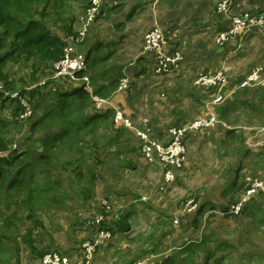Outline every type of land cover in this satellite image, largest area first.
<instances>
[{"label": "rangeland", "instance_id": "rangeland-1", "mask_svg": "<svg viewBox=\"0 0 264 264\" xmlns=\"http://www.w3.org/2000/svg\"><path fill=\"white\" fill-rule=\"evenodd\" d=\"M223 1L215 7V13L232 15L238 0H233L232 8L227 14L219 13V5ZM147 2L149 10L151 3L150 0ZM262 2L264 0H261ZM82 10L79 5L75 8L76 18L79 20L76 24L77 30H83L84 25L88 30L78 44L79 52L85 55L84 49L87 51L91 45L92 48L102 45L106 48L105 50L99 48L100 56L105 55V52L106 55L109 54V47L115 44V39L111 40L107 36V31L112 38L115 34L107 30L110 25L108 18L103 16L86 25V13H82ZM255 12L257 13L233 15L231 25L235 18L264 16L261 10ZM113 16L115 13L111 14L109 19ZM165 29L166 27L163 29L166 51L171 54L179 48L171 49L168 46ZM151 30L145 33V39ZM143 48L144 46L139 48L136 45L135 48L128 49L132 52H125L120 56L110 55L109 60L98 64V71H108L112 78H116V74L121 73L120 83L122 80H127V85L120 84L115 95L106 99L108 100L106 102L114 106L107 107L117 108L124 114L129 127L117 121L115 115L113 125L102 124L97 135L88 138L89 145L84 152L88 156L85 157L84 162L87 167L80 166L85 180L82 186H79L77 193L72 190L76 181L75 173L71 170L62 172L61 163L65 161L64 159L53 165L44 163L42 167L40 166L36 172L38 182L35 186L41 188L47 181V175L62 178L63 186L59 191L54 189L42 192L39 196L40 205L37 204L34 212H27L28 209L17 210L19 221H15V228L13 231L2 233L1 240L4 246H8V250L0 255V264H44L45 257L53 253L62 255L67 260L66 264H162L168 259L180 256L179 254H182L180 252H185L184 257L173 260V264H264V237L261 238L262 250L249 249L242 243L247 237L246 234L249 240H257V230L254 228L257 219L264 216V211L256 210L253 211V216H249L250 218L246 216L251 220L249 223L252 222L250 227L246 217L240 218L242 211L235 213L233 209L239 205L254 180L264 179L263 174L258 173V168L264 166V157H255L258 152L253 149L252 144L255 142L251 140L253 134L251 130L264 127V113L261 114L260 110L258 113L256 110L239 107L231 112L228 110L225 116L227 120L222 121L220 110L228 106L229 99L225 98L221 106H214L213 101L217 95H223L221 90L224 85L206 89H200L195 85L200 75L219 73L200 74L194 79L193 87L209 102L211 110L205 119L212 113L217 115L219 121L237 128L239 137L226 138L222 134L214 135L211 141H205V139H193L192 135L195 131H192L184 143L186 157L181 166L151 164L144 155L139 133L148 136L156 144L165 146L171 141L172 130L186 127L194 120L179 125L173 124L172 119L178 118L174 111H178V107L174 110L171 107L166 109L168 105H162L163 107L159 105L161 110L159 108L157 110L159 112L164 110V113L156 115L154 108L158 107V101H155L153 106L150 99L147 101L144 96H136L137 84L134 78L128 74L129 78L124 72H116L117 69L129 72L128 70L137 68V64L140 63L139 56L144 53ZM98 51H95V54ZM181 54L182 64L174 68L175 70L168 69L167 72L162 71L161 65L155 60L156 69L152 75L159 79L174 78L185 62V56L182 52ZM93 56L91 55L89 63L86 61L87 71L90 77L96 78L97 75H93L94 67L91 64ZM121 56L126 57L122 59ZM119 65L123 66L122 69L118 67ZM223 77L226 80L224 75ZM263 89L260 88L259 91L263 93ZM192 93L196 94L194 90ZM45 94L42 90L31 103L33 108L31 117L26 120L20 118L23 124L11 125L5 129L3 136L11 150L30 151L35 158L39 153L44 152L43 142L49 131L42 128L32 131L30 127L41 115L36 110L35 104ZM116 96H123L129 100L132 114L126 116L125 111L116 104ZM176 97L182 100V97ZM181 102L183 103L184 100ZM11 112L12 108L7 102L0 103V120L9 119ZM199 119H204V115L201 114L197 120ZM256 134L254 131L255 136ZM128 158L131 159L127 160ZM118 160L122 167L132 164L135 170L127 169L124 173V170H120L121 167L116 168ZM90 170L95 176L92 183L87 180L90 177ZM223 190L230 193L238 192L235 198L237 204H229L231 205L228 209L229 213L211 210L210 207L214 203L208 201L211 197L221 194ZM90 191L92 198L87 197ZM66 192L72 198H65ZM54 197H57L59 203L52 200ZM201 207H204V211L199 214ZM28 216L32 219H28ZM125 218L128 219V226L124 229L126 231H123L119 226ZM103 223L107 229H100ZM258 225L260 228L264 226L259 223ZM28 234L32 235L35 251L25 243L24 238ZM186 245L183 251H178L180 247Z\"/></svg>", "mask_w": 264, "mask_h": 264}, {"label": "trees", "instance_id": "trees-1", "mask_svg": "<svg viewBox=\"0 0 264 264\" xmlns=\"http://www.w3.org/2000/svg\"><path fill=\"white\" fill-rule=\"evenodd\" d=\"M111 2L112 0H107L104 5L105 15L122 5L121 0L116 5H110ZM89 3L90 0H0V103L7 102L12 108L10 118L0 120V255L8 250V246H4L1 240L2 233L15 228V221H19L17 210L28 209L27 212H34L37 204L40 205L39 196L42 192L54 189L59 191L63 186L62 178L56 175H47V181L41 188L35 186L38 182L36 172L40 166L44 163L53 165L64 159L61 163L62 172L71 170L75 173L77 182L73 184L72 190L77 193L85 180L80 166L87 167L84 162L88 156L84 152L89 145L88 138L97 135L102 124L111 126L115 123V110L106 108L97 112L94 97L104 100L113 97L120 86L121 74L112 78L110 72L105 71L101 78L106 80V84L94 83L92 91L84 85H77L71 92L58 88L59 84L71 86V81L55 77L67 43L73 38L79 48L80 42L77 39L81 30H77L79 20L76 18L75 8L79 5L83 9L82 13H86ZM145 3L148 5L147 0ZM91 53H85L87 63ZM42 82L45 83L42 85ZM263 85L264 83L240 89L259 90ZM46 89H49L47 100H38L35 104L41 115L30 127L32 131L40 128L49 131L43 142L44 152L35 158L30 151L11 150L3 133L11 125L23 124L19 120L25 113L21 99L31 104ZM15 94L18 98H13ZM239 99L236 97L229 106L220 110L222 121L227 120L225 116L228 110L231 112L239 107L256 110L258 113L260 110L263 114L256 104ZM231 128L227 131V136L236 137V128ZM91 171L87 179L90 183L95 179ZM91 194L92 191L87 197L92 198ZM234 194L236 197L233 196L231 203L237 204L235 198L238 192ZM64 195L65 198H72L67 192ZM52 200L58 202L57 197ZM210 208L216 210L217 206L213 204ZM202 211L204 207L200 208L199 214ZM227 212L229 213L224 210V213ZM28 219L32 217L28 216ZM127 220H123L120 230L126 231ZM101 228L107 229L105 223ZM24 239L26 245L35 251L32 235L28 234ZM173 260L175 261L174 258L168 259L162 264H173Z\"/></svg>", "mask_w": 264, "mask_h": 264}, {"label": "crops", "instance_id": "crops-1", "mask_svg": "<svg viewBox=\"0 0 264 264\" xmlns=\"http://www.w3.org/2000/svg\"><path fill=\"white\" fill-rule=\"evenodd\" d=\"M221 1L222 0H163L161 6L157 10L151 8L148 10L145 0H121L122 5L120 8L108 12L104 16L108 18V23L110 24L107 30H111V32L115 34L113 35L114 38H112L109 31H107V36H109L111 40L115 39L114 43L116 46L114 44L112 47H109V54L106 55L105 52V55L102 56L99 54L100 49L103 50L104 48L105 50L106 48L105 46L102 47V45H97L98 47L96 46L95 48H92L93 46L91 45L87 51L85 49L83 51L86 53L90 51L93 56L95 51L97 52L99 50L91 59V64L94 67L93 75H97V77L92 78L88 71L86 72V75L89 76L91 80L92 87L94 88V83L96 85L106 84V80L101 78L103 71H98V64H103L109 60L113 54L120 56L122 53L132 52L128 50L131 47L133 49L136 45H138L139 48L140 46H144L145 33L149 32L156 23H160L164 28L166 27L168 46L171 49L179 48L178 50L185 56V62L182 68L175 74L174 78L164 79L160 77L159 79V77L153 76L152 73H154L156 69L155 58L143 52L139 56L140 63L137 64V68L128 70L129 72L125 70L120 71V69L116 71L124 72L127 76L129 74L134 78L137 84L136 96H144L147 101L150 99L153 106L154 102L158 101V107L154 108L156 115L164 113V110L163 112H159L157 110L158 108L160 109L168 105L166 109L171 107L172 110H174L175 107H178V111L174 110L178 118L177 120L172 119L173 124L179 125L190 120L195 121V119L197 120L200 118L201 114L204 115L205 119L211 110V108H209V102L205 96L201 95L199 90L193 87L194 79L198 75L205 73H222L225 76V84L221 91L223 96L229 99L228 106L236 97H239V100L256 104L259 109L264 111V89L262 91L263 93H261L259 91L260 89L242 90L239 87L240 83L253 68L256 66L264 67V29L242 30L223 47H220L216 42L217 34L220 31L231 28V17H233V15L247 13L255 14L257 13L255 11L258 10L264 12V2L261 3V0H238L234 5L233 14L229 16L217 15L215 13V7ZM113 13H115V16L109 19V16ZM146 15L147 17L145 18ZM121 57L123 59L126 56ZM118 67L122 69L123 66L119 65ZM98 72H100L99 76ZM130 76L128 77L130 78ZM77 85L79 84H72L71 86L59 84L58 88L62 91L71 92ZM262 88H264V85ZM192 90L196 92L195 95H193ZM48 91L49 89L43 90L46 94L42 96L40 101L45 102L47 100ZM164 95L166 97H163ZM176 96L182 97L184 102L182 103V100H178ZM171 103L173 104L170 105ZM116 104L125 111L126 116L132 114L129 100L125 97L116 96ZM159 105H161V107ZM154 128L157 129L155 126ZM230 129L232 128L229 125L220 121V123L215 126L196 130L192 138L211 141L214 135L222 134L224 137L229 138L230 136H227V131ZM243 129L248 130L247 128ZM237 133H239V131L236 128V137H231L235 139L238 138L239 135ZM255 150L259 153H256V158L264 157V149H260L259 151L257 148ZM246 153H248V150ZM129 159L131 158L127 160ZM116 168L124 170V173L127 169L135 170L132 164L122 167L119 160L118 164L116 162ZM258 171V173L263 174L264 177V166L263 168L259 167ZM238 178L240 180V176ZM258 180L264 182L263 178ZM249 188L246 193L249 191ZM234 195L233 192L230 193L223 190L221 194L211 197L208 201L216 204V210L224 212V210L231 208L229 204L232 202ZM244 205V210L240 218L246 216L250 218L253 216V211L256 210L264 211V186L255 196L251 198L248 197ZM247 217L246 220L248 221L247 223H249L251 220ZM257 221L256 228H254L257 230V240H249L248 234H246L247 237L245 240H242V243L249 249L258 248L262 250L261 238L264 237V226L260 228L258 223L264 225V216L258 218ZM249 224L250 227H252V222ZM165 234L167 235V232H165ZM186 247L187 245L180 247L178 251H183ZM180 253L182 254H179L180 256L177 255L175 261L184 257L185 252Z\"/></svg>", "mask_w": 264, "mask_h": 264}, {"label": "built area", "instance_id": "built-area-1", "mask_svg": "<svg viewBox=\"0 0 264 264\" xmlns=\"http://www.w3.org/2000/svg\"><path fill=\"white\" fill-rule=\"evenodd\" d=\"M107 0H90L89 7L86 12L85 22L86 25L95 22L99 18L105 16L104 5ZM119 0H112L110 5H116ZM161 0H150L151 9L156 10ZM233 0H224L219 5V13L227 14L232 8ZM264 29V16H259L255 18H250L248 16L235 18L232 22L231 28L220 32L216 37V42L220 47L225 46L230 42V40L242 30H255ZM164 28L158 23L154 25L151 32L147 34L145 39V44L143 51L146 54L154 56L155 60L162 67V71L167 72L168 69L175 70L178 68L182 62L183 57L180 51L175 50V52L168 54L166 51V41ZM88 28L84 25L83 30L80 31V36L77 42H81L83 35L86 33ZM87 71L86 55L80 53L74 39L72 38L66 45L64 49V58L57 67L56 78L68 79L72 84L84 85L90 91H92L91 80L89 76L84 74ZM45 82H42V85ZM264 83V68L262 66H256L253 68L243 82L240 88H250L257 87ZM121 86L127 85V80H122ZM220 84H225V79L222 74L216 75H200L195 82L198 88L206 89L211 87H217ZM13 98H18L15 94ZM225 97L223 95H217L213 101L214 106H221L224 103ZM95 110L101 112L107 106H113V104L107 103L106 101L99 97H94ZM22 106L25 109V113L21 116L22 120H26L32 116L33 108L31 104L25 100L21 99ZM115 109V108H114ZM116 110V119L121 121L125 126L129 127L124 114ZM220 123L218 116L211 114L207 119H199L192 122L186 127H179L172 130L171 141L167 145H158L148 136L139 133V137L143 142V152L145 157L151 164H161L167 167H179L184 162L186 157L185 141L190 132L196 131L200 128L210 127ZM251 140L255 143L252 144L254 149H264V127L254 128ZM254 131L256 136L254 135ZM258 137V138H256ZM264 186V182L261 180H254L250 184L249 191L241 198V202L237 207H234L235 213L241 211L243 205L246 203L248 197H253L261 190ZM100 222V221H99ZM98 222V223H99ZM67 260L63 258L62 255L58 253L48 254L45 257L44 264H66Z\"/></svg>", "mask_w": 264, "mask_h": 264}]
</instances>
